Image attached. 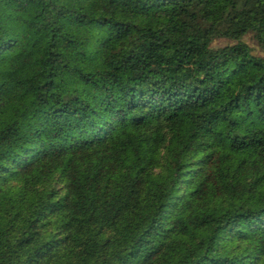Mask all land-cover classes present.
Masks as SVG:
<instances>
[{"label":"trees","instance_id":"16d2710c","mask_svg":"<svg viewBox=\"0 0 264 264\" xmlns=\"http://www.w3.org/2000/svg\"><path fill=\"white\" fill-rule=\"evenodd\" d=\"M0 264H264V0H0Z\"/></svg>","mask_w":264,"mask_h":264},{"label":"rangeland","instance_id":"374dc122","mask_svg":"<svg viewBox=\"0 0 264 264\" xmlns=\"http://www.w3.org/2000/svg\"><path fill=\"white\" fill-rule=\"evenodd\" d=\"M243 39L250 45L253 52H255L257 54H261L259 47L256 45V43L254 42V40L251 38V36L249 34L244 36ZM225 43H228V40L223 39V38H217L213 42L214 45H220V46L225 44Z\"/></svg>","mask_w":264,"mask_h":264}]
</instances>
